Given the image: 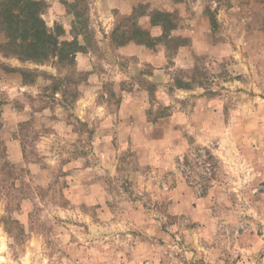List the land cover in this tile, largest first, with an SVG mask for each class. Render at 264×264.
<instances>
[{"label":"rangeland","instance_id":"rangeland-1","mask_svg":"<svg viewBox=\"0 0 264 264\" xmlns=\"http://www.w3.org/2000/svg\"><path fill=\"white\" fill-rule=\"evenodd\" d=\"M42 1L75 44L36 61L0 31V264H264V0H140L112 30L98 0H58L63 17ZM138 26L166 47L171 85L118 57ZM206 28L223 57L175 66ZM137 85L130 122L119 90Z\"/></svg>","mask_w":264,"mask_h":264},{"label":"crops","instance_id":"crops-1","mask_svg":"<svg viewBox=\"0 0 264 264\" xmlns=\"http://www.w3.org/2000/svg\"><path fill=\"white\" fill-rule=\"evenodd\" d=\"M139 1L140 0H98V5L96 6V8L108 14L109 19H106V25H108V28L112 30V28L116 24V21H118V18H128L134 14L135 7L137 6ZM96 8L95 10H97ZM50 14L54 17H63L66 14V10L60 1L51 0ZM194 23V21L190 22L191 26H195ZM140 24H143V27H151V29L154 31H159L162 29V26L160 24L154 25L152 24V22H148V24L147 22H140ZM207 31L208 30L206 28L203 34H193V37L190 39L189 43L178 48L171 59L175 63V66L182 67L191 64L194 59V53L200 55H209L217 59L223 57L224 53L222 50L223 46L226 45H224V43L222 42L219 43L215 41V39H213V37ZM106 42L107 43L103 45H105V48H110L111 41L109 37L106 39ZM166 51V47L162 43H157V45L153 48L134 40L129 41L123 45H119L116 48L118 57L119 55H122L126 57H134L137 60L136 65H131L128 68L130 77L132 70L135 69L134 71L139 72L140 66H142L143 63L152 64L156 68L155 76L161 77V79H157L156 83H158L162 87L171 85L174 81V78H172V75L170 73L172 67H167L169 64V57ZM77 59L80 61V65L83 66V69H86L88 71L92 70L93 57L90 52L78 53ZM149 79H152V77L150 76ZM177 90L179 91V89ZM119 92H121L123 96V103L121 106L122 108L120 110L125 111L127 118L131 122L132 116L135 112H140L141 114V112H143V110L145 109V103L142 95L148 94V91L145 88L143 89L141 86L137 85L133 89L129 90L120 89ZM181 116L184 118L185 113L176 110L172 115H169L163 120H166L167 122L171 121L172 123H177L181 122ZM187 116L188 117L186 121L189 120V115Z\"/></svg>","mask_w":264,"mask_h":264},{"label":"trees","instance_id":"trees-1","mask_svg":"<svg viewBox=\"0 0 264 264\" xmlns=\"http://www.w3.org/2000/svg\"><path fill=\"white\" fill-rule=\"evenodd\" d=\"M45 7L42 0H0V31L6 36L5 44H1L2 49L8 48L19 58L36 61L45 60L56 53L62 58L72 54V51H65L64 48L66 45L73 46L74 41H63L64 47L59 48L62 43L43 18ZM159 16L164 17L162 13L157 12L154 18ZM163 29L165 30L164 25ZM133 34L123 38L118 45L132 40L149 45L147 40L141 38L142 35L150 36L149 31L138 26L133 29ZM137 36L140 38L137 39Z\"/></svg>","mask_w":264,"mask_h":264}]
</instances>
